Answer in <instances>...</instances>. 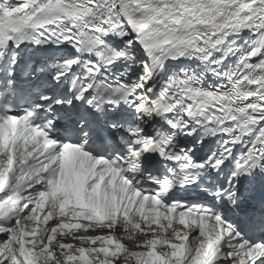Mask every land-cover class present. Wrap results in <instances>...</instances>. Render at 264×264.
<instances>
[{
	"label": "snow or ice",
	"instance_id": "6c2138e0",
	"mask_svg": "<svg viewBox=\"0 0 264 264\" xmlns=\"http://www.w3.org/2000/svg\"><path fill=\"white\" fill-rule=\"evenodd\" d=\"M0 264H264V0H0Z\"/></svg>",
	"mask_w": 264,
	"mask_h": 264
}]
</instances>
